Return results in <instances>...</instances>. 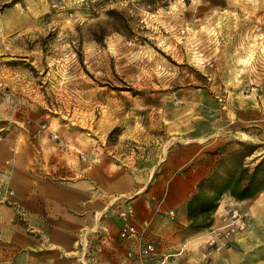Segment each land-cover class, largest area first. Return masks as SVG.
Listing matches in <instances>:
<instances>
[{"label":"rangeland","instance_id":"374dc122","mask_svg":"<svg viewBox=\"0 0 264 264\" xmlns=\"http://www.w3.org/2000/svg\"><path fill=\"white\" fill-rule=\"evenodd\" d=\"M6 115L32 136L53 124L85 168L146 180L199 138L220 139L207 151L217 158L254 145L253 168L264 159V0H0V134Z\"/></svg>","mask_w":264,"mask_h":264},{"label":"crops","instance_id":"0c3cea01","mask_svg":"<svg viewBox=\"0 0 264 264\" xmlns=\"http://www.w3.org/2000/svg\"><path fill=\"white\" fill-rule=\"evenodd\" d=\"M9 119L0 134V264H264V189L245 199L226 192L210 228L183 232L188 201L217 160L207 151L219 138L172 147L143 180L129 170L85 168L70 159L52 136L53 124L32 136ZM127 202L135 204L134 222L146 239L156 242L147 259L137 240L120 236L119 211ZM233 205L248 226L217 248L209 242L211 229L224 224Z\"/></svg>","mask_w":264,"mask_h":264},{"label":"trees","instance_id":"16d2710c","mask_svg":"<svg viewBox=\"0 0 264 264\" xmlns=\"http://www.w3.org/2000/svg\"><path fill=\"white\" fill-rule=\"evenodd\" d=\"M256 147L241 142L232 149L222 146L216 153L213 169L198 184L197 190L188 201L190 223L193 230H203L215 222L214 212L226 192L238 199L253 197L264 189V159L253 168L247 159Z\"/></svg>","mask_w":264,"mask_h":264},{"label":"built area","instance_id":"2783aa9c","mask_svg":"<svg viewBox=\"0 0 264 264\" xmlns=\"http://www.w3.org/2000/svg\"><path fill=\"white\" fill-rule=\"evenodd\" d=\"M172 214H174V211H172ZM119 216L123 221L120 236L124 239L137 240L140 245L139 254L143 258H149L156 251L157 245L154 240L149 238L146 239V235L144 234L145 230L142 231L134 222L137 216L135 204L130 202L125 203L119 211ZM224 220L223 225L215 226L211 230L212 236L209 242L212 245L219 246L227 244L236 234H239L248 226L247 215L237 207H233L224 215ZM128 254L131 256L134 252L131 250ZM146 264L153 263L149 262Z\"/></svg>","mask_w":264,"mask_h":264}]
</instances>
